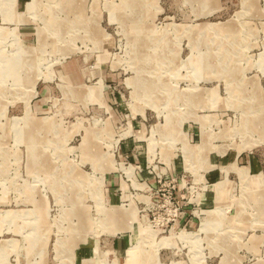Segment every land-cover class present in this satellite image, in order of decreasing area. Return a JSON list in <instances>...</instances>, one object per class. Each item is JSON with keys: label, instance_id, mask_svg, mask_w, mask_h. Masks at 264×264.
Instances as JSON below:
<instances>
[{"label": "rangeland", "instance_id": "obj_1", "mask_svg": "<svg viewBox=\"0 0 264 264\" xmlns=\"http://www.w3.org/2000/svg\"><path fill=\"white\" fill-rule=\"evenodd\" d=\"M34 1L0 0V264H264V0Z\"/></svg>", "mask_w": 264, "mask_h": 264}, {"label": "crops", "instance_id": "obj_2", "mask_svg": "<svg viewBox=\"0 0 264 264\" xmlns=\"http://www.w3.org/2000/svg\"><path fill=\"white\" fill-rule=\"evenodd\" d=\"M114 184H115V180H111V181H108L107 182V186H108L107 191L109 193L115 192L116 187L113 186ZM111 199L114 200L115 197L111 195ZM113 242H114V245H115L116 250H118L120 248H123V246L126 244L125 240H122V238H120V236L119 237L117 236V238H115L113 240Z\"/></svg>", "mask_w": 264, "mask_h": 264}, {"label": "bare ground", "instance_id": "obj_3", "mask_svg": "<svg viewBox=\"0 0 264 264\" xmlns=\"http://www.w3.org/2000/svg\"><path fill=\"white\" fill-rule=\"evenodd\" d=\"M36 1H37V0H35L34 3H36ZM34 3H32V5H31V4H29V5H30V6H33Z\"/></svg>", "mask_w": 264, "mask_h": 264}]
</instances>
